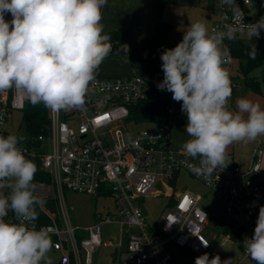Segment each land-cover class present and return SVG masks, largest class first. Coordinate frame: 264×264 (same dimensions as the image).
<instances>
[{"label": "clouds", "instance_id": "clouds-1", "mask_svg": "<svg viewBox=\"0 0 264 264\" xmlns=\"http://www.w3.org/2000/svg\"><path fill=\"white\" fill-rule=\"evenodd\" d=\"M234 22L210 30L206 21L188 25L182 40L160 56L163 80L158 90L168 91L181 104L187 119V139L181 152L198 160L194 171L206 179L224 169L229 147L264 136V106L247 97L230 109V48L225 41L243 37L253 43L264 31V16L244 22L236 0H221ZM108 0H0V93L15 90L31 105L69 111L81 109L102 62L111 54L103 9ZM10 14L11 19L5 16ZM127 53L128 46L121 45ZM24 137L0 135V264H53V248L46 227H35L38 195L33 160L21 147ZM12 214L11 218L9 214ZM207 247L208 244L204 243ZM244 250L255 264H264V205L259 208L251 238ZM195 264H234L232 258H210L205 252Z\"/></svg>", "mask_w": 264, "mask_h": 264}, {"label": "built area", "instance_id": "built-area-1", "mask_svg": "<svg viewBox=\"0 0 264 264\" xmlns=\"http://www.w3.org/2000/svg\"><path fill=\"white\" fill-rule=\"evenodd\" d=\"M250 3L236 0L245 23H253ZM215 15L217 21L210 30L234 22L232 12L221 1L215 7ZM113 51L114 43L111 54ZM162 80L163 72L141 75L133 70L125 78L95 79L83 108L58 112L47 109L45 133L37 136V146L21 144L25 155L36 164L37 172L49 177L48 181H34L43 198L42 206L37 207L35 227L49 231L52 251L58 253L55 264H92V250L100 245L117 250L116 259L118 250L124 247L122 264H176L172 254L175 248L194 256L205 252L210 258L217 255L205 234L211 203L203 205L204 197L189 190L173 191L172 186L182 172L199 181L223 203L222 212L234 232L242 226L239 217L246 219L243 228L249 234L254 232L253 211L244 202L264 195V186L256 180L262 157L258 146L251 149L248 168L225 164L211 179L204 178L194 171L198 160L181 150L170 149L172 119L183 112L175 107L172 94L166 90V120L151 123V129L134 132V123L128 120V106L144 99ZM27 103L15 90L0 93V135L4 136L12 113H22ZM44 146L49 148V154L44 153ZM66 190L109 197L114 214H96L94 222L87 226L72 224L64 199ZM162 194L171 202L157 222L148 224L140 201ZM105 224L118 225L116 243L102 242ZM230 239V234H224L221 245ZM244 258L251 259L246 251Z\"/></svg>", "mask_w": 264, "mask_h": 264}, {"label": "rangeland", "instance_id": "rangeland-1", "mask_svg": "<svg viewBox=\"0 0 264 264\" xmlns=\"http://www.w3.org/2000/svg\"><path fill=\"white\" fill-rule=\"evenodd\" d=\"M220 0H108L106 7L103 9L102 23L105 33L117 31L127 33L129 42H119L115 38L116 52L110 54L99 66L96 79L102 78H125L131 75L132 68L129 62L128 54L132 47L144 51L150 40L156 35L161 25L170 27L166 41L176 46L183 38L184 31L188 25L197 20L206 21L210 29L217 21L215 15L214 3ZM249 13L253 22L264 16V0H250ZM243 38V37H241ZM260 38L264 44V31L261 32ZM127 45V53L121 51V45ZM231 80L242 83V77L236 72V62L231 60L226 65ZM250 75L260 76V87L264 88V66L255 69ZM234 77V78H233ZM186 116L174 117L172 119L170 149L179 151L182 144L189 138L185 133ZM182 121V122H179ZM134 132L151 129V123H134ZM5 137L9 134L20 133L24 135L22 126L21 113H12L7 125L4 128ZM133 132L130 134L132 137ZM44 153L49 154V148L43 147ZM175 193L189 190L200 194L204 197L202 204L211 203L210 217L206 226L205 234L216 235V241L212 246L220 255L222 261L232 258L234 264H238L239 257L243 255V235L240 240L231 241L225 246H220L223 239L222 222L227 221V217L222 212L223 203L216 200L214 194L207 190L199 181L191 178L186 173H180L176 182L172 186ZM163 195V194H162ZM64 199L69 210V217L72 224L87 226L94 221V215L114 214L113 202L109 197H92L77 194L66 190ZM171 200L163 196L149 197L142 199V212L147 218L148 224L157 222L160 215L169 206ZM11 214V213H10ZM9 214V216H10ZM11 218V217H10ZM119 237V227L117 224L103 225L101 240L102 242L116 243ZM214 247V248H213ZM113 249L106 248L103 245L96 246L92 250V264H122L125 258L124 247L118 250V257L112 262L110 254ZM176 264H186L189 255L177 248L172 251ZM53 264L57 262L58 253H49ZM239 264H255L250 259H244Z\"/></svg>", "mask_w": 264, "mask_h": 264}, {"label": "trees", "instance_id": "trees-1", "mask_svg": "<svg viewBox=\"0 0 264 264\" xmlns=\"http://www.w3.org/2000/svg\"><path fill=\"white\" fill-rule=\"evenodd\" d=\"M169 31V26L161 25L144 51H140L136 47L130 49L128 58L134 72L141 75L163 72L161 68L162 61L160 59L161 53L167 48L175 47L166 41ZM107 34L111 37V43H114L113 53L116 52L117 46L114 42L115 38H119V42L130 41L128 40L127 33L110 31ZM251 43L252 41L241 37L235 41H225V44L230 48L231 60L236 62V72L242 77V86L246 90L260 94L259 77L250 74L255 69L264 66V46L260 37L254 39L253 43L256 45L257 54L255 59H251L249 56ZM167 100L168 96L165 91L151 88L144 99L128 106V120L133 123H160L166 120L164 107L167 104ZM21 119L24 135L20 133L16 135L24 137L22 143H25L27 146H37V136L45 133L47 108L43 104L33 106L28 102L26 109L21 113ZM35 180L48 181L49 177L46 174L36 172ZM11 216L12 214H10ZM224 227V234H230L231 239H236L243 229L241 226L237 232H234L231 224H226ZM187 254L189 255V259L186 264H195L197 256L189 252Z\"/></svg>", "mask_w": 264, "mask_h": 264}, {"label": "crops", "instance_id": "crops-1", "mask_svg": "<svg viewBox=\"0 0 264 264\" xmlns=\"http://www.w3.org/2000/svg\"><path fill=\"white\" fill-rule=\"evenodd\" d=\"M220 1H216V3H214V5H213V8H215L217 3L220 2ZM5 19L6 20H10L11 19V15L10 14L6 15ZM258 77L260 78V76H258ZM231 81L234 82V84L236 85V87L232 88V96H231V99L229 100V106H230L231 110H233V111L236 110V101L240 97H247V98L253 100L254 102H258L262 106H264V88L260 87V92L261 93L257 94V93H254V92L250 91V90H246L242 86V83H238L235 80H231ZM259 86H260V80H259ZM174 105H175V107L181 109V104L179 102L174 101ZM183 115H184V113H183ZM182 116H180V117H182ZM184 120L187 121V119H184ZM179 122H182V121H179ZM255 146H258L261 149V152H262L261 171L258 174L256 180H257V182L260 185L264 186V136H259L255 141H252V142H247V143L238 142V143L232 144L229 147V149H228V155H227V158L225 160V164L227 166L238 165L242 169L248 168L251 165V149L253 147H255ZM244 205H245V207L250 208L253 211V219L255 220V223H256V220H257V217H258V213H259V208H260L261 205H264V195L260 196V197L251 198V199L245 200ZM211 216H212V214H211ZM91 222L93 223L94 221H91ZM239 222L242 224V227H244L243 225L246 223V219L243 218V217H239ZM226 224H227V221L226 222H222V230H221V232H222L223 235H224L223 231L225 229L224 225H226ZM242 235L244 237L243 238V255H241L239 257L238 264L245 259L244 258V251H245L244 250V240H245V238H248L249 235L252 236L253 232L251 234H249L243 228L242 231L239 233L238 237H236V239H230V241L224 243V245H220L222 247V246H225V244H228L231 241L240 240ZM208 237H209L210 242H211V244L213 246L214 242L216 241V238H217L216 235H212V236L209 235Z\"/></svg>", "mask_w": 264, "mask_h": 264}, {"label": "water", "instance_id": "water-1", "mask_svg": "<svg viewBox=\"0 0 264 264\" xmlns=\"http://www.w3.org/2000/svg\"><path fill=\"white\" fill-rule=\"evenodd\" d=\"M264 46V44H263ZM117 256V250L113 251V253L110 254V258L112 259V262H115Z\"/></svg>", "mask_w": 264, "mask_h": 264}]
</instances>
